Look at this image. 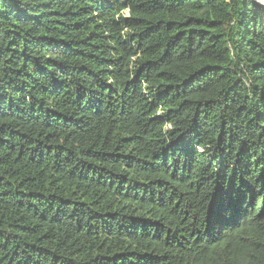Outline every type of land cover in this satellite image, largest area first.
<instances>
[{
    "label": "trees",
    "instance_id": "trees-1",
    "mask_svg": "<svg viewBox=\"0 0 264 264\" xmlns=\"http://www.w3.org/2000/svg\"><path fill=\"white\" fill-rule=\"evenodd\" d=\"M0 264H264V6L0 0Z\"/></svg>",
    "mask_w": 264,
    "mask_h": 264
},
{
    "label": "rangeland",
    "instance_id": "rangeland-1",
    "mask_svg": "<svg viewBox=\"0 0 264 264\" xmlns=\"http://www.w3.org/2000/svg\"><path fill=\"white\" fill-rule=\"evenodd\" d=\"M257 1L259 4H261L262 6H264V0H255Z\"/></svg>",
    "mask_w": 264,
    "mask_h": 264
}]
</instances>
